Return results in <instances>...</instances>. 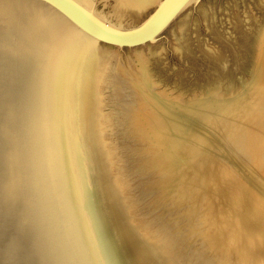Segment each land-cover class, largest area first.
Wrapping results in <instances>:
<instances>
[{
	"label": "water",
	"instance_id": "water-1",
	"mask_svg": "<svg viewBox=\"0 0 264 264\" xmlns=\"http://www.w3.org/2000/svg\"><path fill=\"white\" fill-rule=\"evenodd\" d=\"M191 1L0 0V264H220L114 50Z\"/></svg>",
	"mask_w": 264,
	"mask_h": 264
},
{
	"label": "bare ground",
	"instance_id": "bare-ground-1",
	"mask_svg": "<svg viewBox=\"0 0 264 264\" xmlns=\"http://www.w3.org/2000/svg\"><path fill=\"white\" fill-rule=\"evenodd\" d=\"M159 1L145 0L147 12ZM125 48L114 45L117 53ZM252 48L238 71L219 72L214 87L197 96L181 100L156 89L148 67L142 92L152 139L220 264H264V22ZM210 57L218 68L228 61L222 53Z\"/></svg>",
	"mask_w": 264,
	"mask_h": 264
},
{
	"label": "rangeland",
	"instance_id": "rangeland-1",
	"mask_svg": "<svg viewBox=\"0 0 264 264\" xmlns=\"http://www.w3.org/2000/svg\"><path fill=\"white\" fill-rule=\"evenodd\" d=\"M263 22L264 0H192L155 42L118 54L128 67L126 57L134 59L133 52H140L150 84L185 100L214 87L219 72L227 76L238 71ZM213 53L228 56L226 67L215 65Z\"/></svg>",
	"mask_w": 264,
	"mask_h": 264
}]
</instances>
